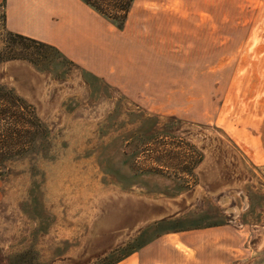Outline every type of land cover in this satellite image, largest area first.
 <instances>
[{"label":"rangeland","instance_id":"1","mask_svg":"<svg viewBox=\"0 0 264 264\" xmlns=\"http://www.w3.org/2000/svg\"><path fill=\"white\" fill-rule=\"evenodd\" d=\"M3 5L0 85L35 118L13 138L0 116V264H133L160 233L227 222L264 264L263 0H136L131 17L157 16L183 66L165 73L187 85L174 112L7 31Z\"/></svg>","mask_w":264,"mask_h":264},{"label":"crops","instance_id":"2","mask_svg":"<svg viewBox=\"0 0 264 264\" xmlns=\"http://www.w3.org/2000/svg\"><path fill=\"white\" fill-rule=\"evenodd\" d=\"M135 2L122 29L82 0H0V5L4 3L7 31L54 46L134 102L152 107L159 101L168 103L169 111L183 109L187 85L183 89L180 80L165 75L183 66H173L166 57L169 37L166 41L154 36L157 16L147 21L131 17ZM188 17L180 15V22H188ZM190 17L203 22L202 16ZM164 97L170 99L163 101ZM248 240L245 225L235 222L181 229L160 233L130 258L133 264H259L253 262Z\"/></svg>","mask_w":264,"mask_h":264},{"label":"trees","instance_id":"3","mask_svg":"<svg viewBox=\"0 0 264 264\" xmlns=\"http://www.w3.org/2000/svg\"><path fill=\"white\" fill-rule=\"evenodd\" d=\"M82 1H84L86 4L91 6L95 11H97L99 14L104 16L110 22L115 24L118 28L122 29L126 24V21L128 19L129 13L131 11V8L135 0H82ZM17 35L27 38L34 42L46 44L44 42H41L39 40L27 36H23L20 34ZM0 99H2L3 102H5L4 112H2L1 111L2 109L0 108V116L4 115L5 117L9 118V123L11 124L10 127H8L9 130L8 135L12 136L13 138L16 136L25 135L26 132H28V130L27 127H25L24 125H27V123L31 122L30 118L33 119L35 118L33 110L30 106L31 104H29L25 99L17 96L14 90L4 85H0ZM16 105L19 106V110L14 109V106ZM28 116L30 118H28ZM17 119H19V121L21 122L23 121V123L25 124L18 122ZM23 151H24L23 148L13 147L8 151L3 152V154H6L9 157H11L12 155L15 154L19 155Z\"/></svg>","mask_w":264,"mask_h":264}]
</instances>
